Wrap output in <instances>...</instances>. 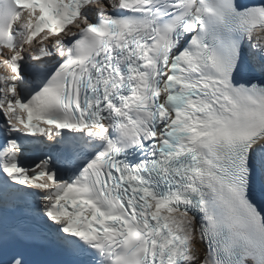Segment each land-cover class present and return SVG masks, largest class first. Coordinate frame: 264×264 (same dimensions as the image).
Returning a JSON list of instances; mask_svg holds the SVG:
<instances>
[{
	"label": "snow or ice",
	"instance_id": "1",
	"mask_svg": "<svg viewBox=\"0 0 264 264\" xmlns=\"http://www.w3.org/2000/svg\"><path fill=\"white\" fill-rule=\"evenodd\" d=\"M0 113V264H264V0H0Z\"/></svg>",
	"mask_w": 264,
	"mask_h": 264
},
{
	"label": "bare ground",
	"instance_id": "2",
	"mask_svg": "<svg viewBox=\"0 0 264 264\" xmlns=\"http://www.w3.org/2000/svg\"><path fill=\"white\" fill-rule=\"evenodd\" d=\"M200 246V245H199ZM201 247V246H200ZM202 248V247H201Z\"/></svg>",
	"mask_w": 264,
	"mask_h": 264
}]
</instances>
